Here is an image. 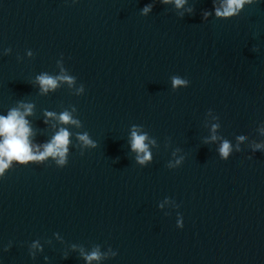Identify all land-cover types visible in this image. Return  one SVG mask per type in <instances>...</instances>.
Wrapping results in <instances>:
<instances>
[{
  "label": "clouds",
  "instance_id": "9594fccd",
  "mask_svg": "<svg viewBox=\"0 0 264 264\" xmlns=\"http://www.w3.org/2000/svg\"><path fill=\"white\" fill-rule=\"evenodd\" d=\"M173 0H163V3H171ZM177 8L184 5L186 0H174ZM252 0H225L223 10L219 8L216 10L218 16H232L237 13L239 9L243 7L245 3H251ZM150 10L149 7L144 9L147 13ZM60 79L67 80L71 83V78L64 76ZM39 83L43 91H47L50 88L57 86V80L47 75L38 77ZM184 81L180 79H173L174 86L182 85ZM31 113V105L25 106L24 113L13 109L7 116H0V175H3L5 169L9 168L12 161H18L20 163H26L29 161H43L47 157H59L58 163H65V154L67 152V145L69 144V132L65 129H61L52 139V141L44 145L43 152H33L32 145L29 141L31 130L28 127V122L24 118L25 115ZM49 115H53L49 113ZM63 123H76L71 119L69 113L64 112L59 117ZM215 138V137H213ZM79 139L85 144L90 145L92 142L89 140L87 134L79 136ZM147 139L146 135H138L136 131L132 132V149L138 154L137 159L139 163L143 164L151 158V154L148 151V145L145 143ZM239 139H243L240 137ZM231 148L228 142H224L220 148L222 157L226 158ZM100 254L98 251H93L91 255L86 257L91 261L99 259Z\"/></svg>",
  "mask_w": 264,
  "mask_h": 264
}]
</instances>
